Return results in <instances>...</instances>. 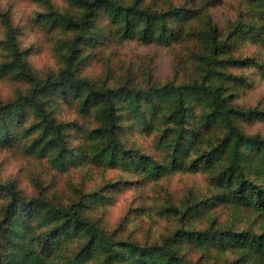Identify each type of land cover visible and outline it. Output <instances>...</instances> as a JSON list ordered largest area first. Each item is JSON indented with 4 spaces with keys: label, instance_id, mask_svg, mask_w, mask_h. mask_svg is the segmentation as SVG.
I'll return each mask as SVG.
<instances>
[{
    "label": "trees",
    "instance_id": "16d2710c",
    "mask_svg": "<svg viewBox=\"0 0 264 264\" xmlns=\"http://www.w3.org/2000/svg\"><path fill=\"white\" fill-rule=\"evenodd\" d=\"M66 1L68 10L47 2L34 19L59 63L42 76L0 12L6 28L0 77L23 84L14 99L0 103V148L46 160L59 173L88 164L157 182L173 172H202L210 193L165 208L178 227L150 244L117 238L91 219L90 211L110 203L104 195L78 191L57 204L0 180V264H200L187 258L190 249L236 258L224 264H264V136L245 128L264 121V109L236 103L248 82L231 72L253 66L264 76V62L233 54L249 41L264 48V0H242L244 9L225 29L211 13L222 0L181 6L171 0ZM130 40L179 46L186 66L167 82L149 75L109 84L84 74L109 43ZM65 109L84 124L62 119ZM136 130L153 136L158 156L126 145ZM217 206L228 211L229 225L213 216ZM199 220L208 226L196 228Z\"/></svg>",
    "mask_w": 264,
    "mask_h": 264
},
{
    "label": "rangeland",
    "instance_id": "374dc122",
    "mask_svg": "<svg viewBox=\"0 0 264 264\" xmlns=\"http://www.w3.org/2000/svg\"><path fill=\"white\" fill-rule=\"evenodd\" d=\"M149 1V0H147ZM152 2V0H150ZM160 2L165 0H158ZM47 2L53 3L60 10H68L66 0H0V12L6 13L12 27L17 32V41L21 49H29V59L35 72L42 76L57 70L59 63L49 38L35 26L34 19L39 12L45 11ZM175 5H183L188 0H171ZM242 0H222L212 8L211 13L220 28L225 29L237 18L240 8L244 9ZM6 40V28L0 19V42ZM0 51H3L0 48ZM181 47H163L144 45L139 41L109 43L93 59L84 74L99 82L107 80L135 79L145 80L152 76L158 82H167L185 68L186 55ZM239 59L251 58L264 62V48L253 43L244 42L234 50ZM234 75L244 77L248 84L238 91L236 103L244 106H258L264 109V76L256 67H238L231 69ZM152 80V79H150ZM144 81L143 83H146ZM23 84L14 79L0 77V103L8 102L16 97ZM62 119L83 121L75 112L65 109ZM250 133L264 136V121L245 126ZM126 145L139 149L150 156H158L153 147V136L139 130L127 134ZM79 139H73V146L79 145ZM75 167V168H74ZM66 173H59L46 160L29 156L22 150L0 148V180L13 181L26 194H43L55 203H69L78 191L83 193H99L106 196L110 203L101 204L90 211L94 222L100 223L108 232L115 233L117 238L132 239L140 243L161 241L178 227V219L165 208L179 206L194 197L203 198L209 195L206 174L173 172L157 182L143 181L134 174L119 167L107 168L88 164L74 166ZM129 183L112 187L116 183ZM108 202V201H107ZM220 224L229 225V214L226 209L217 206L212 213ZM196 228H205L209 222L197 221ZM249 224L246 223V225ZM188 259L200 264H224L225 260L235 262L234 257H219L216 253L195 249L186 252Z\"/></svg>",
    "mask_w": 264,
    "mask_h": 264
}]
</instances>
